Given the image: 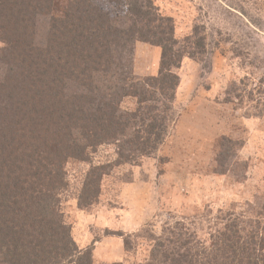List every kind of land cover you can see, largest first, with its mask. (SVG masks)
<instances>
[{"label": "rangeland", "instance_id": "rangeland-1", "mask_svg": "<svg viewBox=\"0 0 264 264\" xmlns=\"http://www.w3.org/2000/svg\"><path fill=\"white\" fill-rule=\"evenodd\" d=\"M84 1L102 18L119 23L115 25L119 30L133 27L125 33L133 50L135 80L158 77L162 48L145 41L155 38L149 28H141L148 21L123 22L125 1L143 0ZM85 3L53 0L49 13L36 14L43 23L35 22L34 39L22 32L26 30L2 21L6 9L0 6V28L17 46L31 44L34 53L45 52L50 17L63 18L61 8L70 6L75 12L87 8ZM154 4L163 17L172 19L177 39L173 46L184 55L180 67L172 69L180 85L174 99L167 101L171 105L163 143L152 154L138 155L129 153L122 139L91 148L87 159L69 158L58 193L37 204L40 213L57 214L65 221L79 248L92 249L94 264H143L154 237L164 234L209 246L211 235L229 222L230 213L232 221L239 218L233 223L246 230L264 219V0H154ZM160 23L168 30L169 21H157L156 26ZM5 46L0 34V100H7L9 92L2 85L18 82L11 75L5 80V61L12 60L14 51ZM61 68L62 73L65 68ZM67 69L75 75L65 79V92L83 94L87 104L96 105L97 89L105 79L101 73L95 81L93 71L79 72L70 65ZM166 90L170 95L172 90ZM7 103L0 101V115ZM154 104L159 105L147 101L142 107H148L152 116L165 114ZM120 105L122 120L142 114L136 96L124 97ZM119 150L129 154V161L122 160ZM95 166H103L107 174L98 201L83 207L80 196ZM126 240L133 245L131 250H126Z\"/></svg>", "mask_w": 264, "mask_h": 264}, {"label": "trees", "instance_id": "trees-1", "mask_svg": "<svg viewBox=\"0 0 264 264\" xmlns=\"http://www.w3.org/2000/svg\"><path fill=\"white\" fill-rule=\"evenodd\" d=\"M52 1L0 0V6L6 9L1 19L26 30L22 32L33 38L36 14L49 13ZM85 4L87 8L75 12L64 6L59 11L63 18L50 17L45 52L34 53L31 44L17 46V41L6 38L0 28L5 50L9 46L14 50L10 53L12 60L5 61V80L11 75L18 81L2 85L9 92L7 100H0L1 104L8 101V105L1 106L0 115V264H94L92 249L79 248L65 221L57 214L40 213L37 204L44 196L55 197L58 193L64 180V162L69 158L87 159L91 148L122 139L129 145V153L149 155L163 143L167 133L169 102L180 85V77L172 69L180 67L184 56L173 46L177 39L172 19L157 11L154 0L140 4L125 1L128 9L123 22L137 25L148 21L141 28H149L155 38L145 41L162 48L159 76L154 80H135L130 56L133 50L125 33L133 27L119 30L115 27L119 23L102 18L98 9ZM166 20L170 22L168 30L161 23L156 26L157 21ZM37 22L42 24L43 20ZM138 30L137 27L133 31ZM66 65L79 72L93 71L95 81L97 73L105 78L97 89L100 99L96 105L87 104L83 94L65 92V79L75 75ZM61 67L68 74L61 73ZM166 89L172 90L170 95ZM126 96L138 98V111L142 114L137 113L135 118L139 119L122 120L120 103ZM147 101L158 102L165 114H148V107H142ZM118 154L129 161L126 152L119 150ZM105 174L103 166L91 168L80 196L81 206L98 201ZM229 215V222L211 235L209 246L197 245L181 235L177 239L166 234L154 237L143 264H264V219L246 230L242 224L233 223L239 218L232 221V214ZM125 246L126 250L133 247L129 240Z\"/></svg>", "mask_w": 264, "mask_h": 264}]
</instances>
